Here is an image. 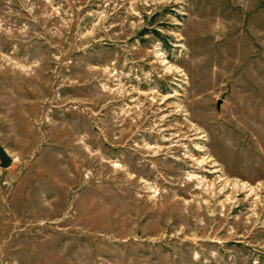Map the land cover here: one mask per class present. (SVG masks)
I'll use <instances>...</instances> for the list:
<instances>
[{
    "label": "rangeland",
    "instance_id": "1",
    "mask_svg": "<svg viewBox=\"0 0 264 264\" xmlns=\"http://www.w3.org/2000/svg\"><path fill=\"white\" fill-rule=\"evenodd\" d=\"M0 145V264H264V0H0Z\"/></svg>",
    "mask_w": 264,
    "mask_h": 264
},
{
    "label": "water",
    "instance_id": "2",
    "mask_svg": "<svg viewBox=\"0 0 264 264\" xmlns=\"http://www.w3.org/2000/svg\"><path fill=\"white\" fill-rule=\"evenodd\" d=\"M12 162L13 158L7 153L6 149L0 145V166L8 167L12 164Z\"/></svg>",
    "mask_w": 264,
    "mask_h": 264
}]
</instances>
